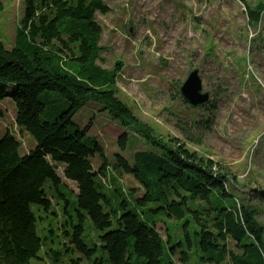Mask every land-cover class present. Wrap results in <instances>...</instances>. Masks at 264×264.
<instances>
[{"label": "trees", "instance_id": "obj_1", "mask_svg": "<svg viewBox=\"0 0 264 264\" xmlns=\"http://www.w3.org/2000/svg\"><path fill=\"white\" fill-rule=\"evenodd\" d=\"M18 1L23 13L17 45L6 49L0 40V102L9 98L14 103L15 124L36 147L21 156L11 133L0 139V264L40 261L44 244L38 231L50 218L65 253L79 255L75 264L91 262L96 252L105 254L108 264H174L175 250L182 244H173L170 234L166 241L162 238L155 228L158 216L182 222L187 249H198L200 264H264V228L255 212L225 189L228 176L223 169L178 139L157 135L117 97L118 69L104 70L97 64L103 49L95 16L110 12L104 1ZM241 2L249 24L256 26L264 4L251 8ZM45 93L59 95L66 110L41 122L45 105L40 96ZM88 103L132 130L150 149L136 152L130 162L116 155L112 167L96 140L84 143L92 123L84 130L72 123ZM127 143L123 133L117 141L120 152ZM95 156L101 162L97 173L90 162ZM54 165L65 166L64 178L76 184L77 195L67 191ZM109 166L116 175L131 177L137 187L124 191L113 186L112 179L106 194ZM87 223L103 233L91 248L82 238ZM49 252L59 262L62 253L48 249L49 258ZM188 261V253H180L179 263ZM104 262L97 259L94 264Z\"/></svg>", "mask_w": 264, "mask_h": 264}, {"label": "rangeland", "instance_id": "obj_2", "mask_svg": "<svg viewBox=\"0 0 264 264\" xmlns=\"http://www.w3.org/2000/svg\"><path fill=\"white\" fill-rule=\"evenodd\" d=\"M103 1L110 12L95 16L102 28L99 46L103 49L97 64L104 70L118 69L114 84L117 97L157 135L176 138L190 152L219 165L228 176L225 189L238 203L254 211L255 220L264 228V15L256 26L250 25L241 0ZM244 1L251 8L264 4V0ZM22 13L18 0H0V40L6 49L17 45ZM193 70H198L211 106L207 103L194 108L184 103L180 88ZM40 101L45 105L41 122L52 121L66 110L65 101L55 93L41 95ZM15 116L14 103L9 98L2 100L0 139L11 133L24 156L36 144L16 126ZM72 123L79 130L92 123L84 143L96 140L112 167L116 155L130 162L136 152L150 149L98 105H85ZM123 133L127 134L128 143L122 153L117 141ZM90 162L97 173L101 166L99 157ZM54 166L67 191L77 195L76 184L64 178L65 166ZM111 166L109 183L105 182L106 194L112 190V179L113 186L124 191L137 187L131 177L116 175ZM95 181L100 183L99 177ZM54 210L58 212L55 206ZM157 218L161 221L155 228L162 238L166 241L170 234L173 244H182L175 250L174 264H180L183 252L189 255L187 264H200L198 249H187L182 222ZM52 219L40 224L38 235L44 248L39 254L41 260L31 264H75L79 255L65 253L64 241ZM102 234L87 223L82 238L91 248ZM190 234L196 241L191 228ZM48 249L62 253L59 262H54L51 252V259L46 255ZM97 259L108 264L107 256L101 252H96L91 262L78 264H94Z\"/></svg>", "mask_w": 264, "mask_h": 264}, {"label": "water", "instance_id": "obj_3", "mask_svg": "<svg viewBox=\"0 0 264 264\" xmlns=\"http://www.w3.org/2000/svg\"><path fill=\"white\" fill-rule=\"evenodd\" d=\"M183 99L194 108L205 106L210 95L204 92L198 70H193L180 88Z\"/></svg>", "mask_w": 264, "mask_h": 264}]
</instances>
